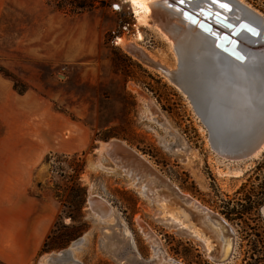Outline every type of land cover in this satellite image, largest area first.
<instances>
[{
    "label": "rangeland",
    "instance_id": "1",
    "mask_svg": "<svg viewBox=\"0 0 264 264\" xmlns=\"http://www.w3.org/2000/svg\"><path fill=\"white\" fill-rule=\"evenodd\" d=\"M242 1L264 16V0ZM136 25L125 0H0V144L38 139L57 113L65 117L59 116L66 138L80 128L91 134L81 151L46 154L30 173L32 195L58 208L42 255L71 248L74 259L40 262L149 264L154 251L141 222L174 260L217 264L191 236L159 224L152 205L99 151L101 143L118 139L207 208L220 227L215 215L234 229L232 238L225 228L227 240L235 241L233 254L218 264H264V151L241 160L214 151L186 96L117 44L118 38L135 43L172 65L167 44L144 28L137 41ZM217 168L241 174L220 177ZM156 182L158 190L172 192ZM10 195L0 190V215L7 213ZM90 196L112 207L113 222L95 219ZM171 200L170 208L182 216L186 203L174 193ZM197 210L189 212L190 223L218 249L216 229Z\"/></svg>",
    "mask_w": 264,
    "mask_h": 264
},
{
    "label": "bare ground",
    "instance_id": "2",
    "mask_svg": "<svg viewBox=\"0 0 264 264\" xmlns=\"http://www.w3.org/2000/svg\"><path fill=\"white\" fill-rule=\"evenodd\" d=\"M218 1L226 4L227 9L217 6L211 0H183V2L125 0L137 23L136 40L142 42L144 39L140 28L151 32L161 42L167 44L172 65L135 43H126L118 38L117 44L132 58L160 75L186 96L196 116L207 130L209 144L214 151L231 160H241L258 156L264 151V39L262 37L264 16L242 0ZM200 10L211 11L212 15L213 12H219L234 24L245 22L257 29V33L252 34L254 32L240 31L241 27L238 28L240 32L235 38L239 41V50L246 58L249 57L246 62H240L218 50L215 45L216 36L222 33L231 34V30L215 22L213 16L203 18L204 14ZM185 11H196L199 20L204 19L219 26L213 25L215 31L208 34L198 27L199 23L196 24L197 22L194 23L193 19L187 17ZM220 26L223 29H220ZM112 141L101 143L99 151L115 160L113 162L116 170L119 169L131 185L152 205L153 216L159 224L166 226L175 234L183 233L191 236L202 245L208 258L214 263H223L232 256L235 241L227 240L225 228L232 238L236 235L224 218L215 215L223 224V227H220L218 222L213 221L212 213H207V208L172 185L143 155L137 154L124 142L121 141V145L130 149L135 155L122 153L115 157ZM216 170L220 177H237L241 174L239 169L217 168ZM155 180L164 184L174 195L182 199L183 203H186L182 216L178 217V211L170 208L173 206L171 200L173 193L158 190ZM89 205L96 220L113 222L112 207L104 199L90 196ZM197 208L205 212V221L216 229V236L221 242L220 250L190 223L191 217L188 214L192 210L196 211ZM138 224L145 240L154 251L153 259L149 264H182L165 252L162 242L149 226L141 222ZM123 235L129 239L132 237L127 229H124ZM81 243L82 239L74 246ZM215 250L217 256L213 254Z\"/></svg>",
    "mask_w": 264,
    "mask_h": 264
},
{
    "label": "crops",
    "instance_id": "3",
    "mask_svg": "<svg viewBox=\"0 0 264 264\" xmlns=\"http://www.w3.org/2000/svg\"><path fill=\"white\" fill-rule=\"evenodd\" d=\"M57 114L38 139L0 144V190H8L11 194L7 213L0 215V259L6 264H32L34 261L42 264L40 260L58 255H42L58 208L54 203L32 195L29 176L33 166L46 154L81 151L89 144L91 134L86 129H73L72 137L66 138L61 126L65 117ZM69 125L78 128L73 122Z\"/></svg>",
    "mask_w": 264,
    "mask_h": 264
},
{
    "label": "water",
    "instance_id": "4",
    "mask_svg": "<svg viewBox=\"0 0 264 264\" xmlns=\"http://www.w3.org/2000/svg\"><path fill=\"white\" fill-rule=\"evenodd\" d=\"M211 2H213V0H211ZM221 3H223V2L218 1L215 4L217 6H220ZM229 10H231V8H229ZM200 12H202V10H200ZM202 13L204 14L203 18L204 17L208 18V17L213 16L215 22H217L221 26L231 30V32H230L231 34L222 33L220 36H218V35L216 36L217 40H216L215 45L218 48V50H221L225 54H229L234 59H236L240 62H246L247 59H249V57L246 58L244 53L239 50V41L235 37L242 30H247L248 32H254L252 34H255V33H257V29H255L254 27H252L251 25H249L245 22H242L239 25L234 24L231 21H229V19L224 14H221L219 12H213V15H212L211 11L205 10V12H202ZM185 14L191 20L193 19L194 23H196V22H197L196 24L199 23L198 27L203 29L208 34L213 33V31H215L213 28V25H215L216 27L219 26V25L214 24V23L211 24L209 22H206L204 19L199 20L198 13H196V11H192V12L185 11ZM221 26L219 27L220 29L222 28ZM240 27H241V30L238 31V28H240ZM262 37L264 39V33H263ZM112 140L113 141H112L111 145L113 146V148L115 150V155H116L115 157H118L122 153H128V154L131 153L132 155H135V153L133 154V152L130 149L123 147L121 145V143H120L121 140H118V139H112ZM117 154H118V156H117ZM136 157H137V159H139V157L137 155H136ZM67 258H70L72 261H74V259L72 258L71 248L65 249L62 252H59L58 255L50 257V261L51 260L67 259Z\"/></svg>",
    "mask_w": 264,
    "mask_h": 264
},
{
    "label": "snow or ice",
    "instance_id": "5",
    "mask_svg": "<svg viewBox=\"0 0 264 264\" xmlns=\"http://www.w3.org/2000/svg\"><path fill=\"white\" fill-rule=\"evenodd\" d=\"M181 2H183V0H181ZM213 2L216 3V2H218V0H213ZM220 6L225 8V9H227V5L226 4H220Z\"/></svg>",
    "mask_w": 264,
    "mask_h": 264
},
{
    "label": "trees",
    "instance_id": "6",
    "mask_svg": "<svg viewBox=\"0 0 264 264\" xmlns=\"http://www.w3.org/2000/svg\"><path fill=\"white\" fill-rule=\"evenodd\" d=\"M49 239H50V235H49L48 239L46 240V242L44 243V246L42 248V252H43V249L45 248V245H46V243L48 242Z\"/></svg>",
    "mask_w": 264,
    "mask_h": 264
}]
</instances>
